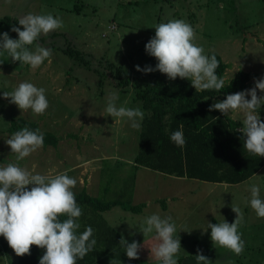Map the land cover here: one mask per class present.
Segmentation results:
<instances>
[{
  "label": "rangeland",
  "instance_id": "rangeland-1",
  "mask_svg": "<svg viewBox=\"0 0 264 264\" xmlns=\"http://www.w3.org/2000/svg\"><path fill=\"white\" fill-rule=\"evenodd\" d=\"M25 13H50L63 21V27L47 39L41 34L37 42L50 47L52 55L35 70L12 62L7 52L0 50V166L18 163L33 174L43 175L67 172L77 180L74 193L85 187L105 200L124 197L134 204L147 203L142 213L122 206L101 213L99 222L112 226L128 243L135 240L143 244L140 226L147 216L159 214L172 217L184 251L199 243L212 264H264V218H258L251 208L249 192L250 185L256 184L264 199V179L216 184L136 166L142 122L135 130L126 119L115 123L105 111L108 97L117 93L118 107L140 108L145 115L137 90L160 72L144 74L135 66L155 67L158 62L146 53L145 45L154 37L157 24L172 19H183L194 28L195 43L205 49L206 55L210 51L221 54L229 64L225 83L239 69L255 72L256 79L264 78V0H0V18L16 19ZM13 26L19 27L11 22L0 27V34L7 32L10 38L18 39L11 31ZM30 48L34 50L35 44ZM68 48L80 50L84 59L68 52ZM119 68L129 76L128 86L120 82ZM21 82L46 90L49 107L43 115L31 110L21 113L3 98V92H12ZM257 94L264 95L259 90ZM263 107L258 113L264 112ZM18 117L37 121L43 131L55 133L60 138L58 145H43L23 161H16L5 140L13 135L8 131L10 121ZM237 119L242 121L243 116L238 114ZM134 173V184L128 185ZM161 200L166 201L168 209H163ZM231 206L239 207L244 217L238 231L245 247L239 255L215 248L211 229H207L208 222H234L236 214ZM153 235L145 237L147 247L152 246ZM32 247L31 255H26L31 262ZM147 247L139 253L140 264H158L149 259ZM122 250L123 246L117 248V255L111 252L94 262L124 264L118 257ZM8 253L9 259L0 252V264H19L11 248Z\"/></svg>",
  "mask_w": 264,
  "mask_h": 264
},
{
  "label": "clouds",
  "instance_id": "clouds-1",
  "mask_svg": "<svg viewBox=\"0 0 264 264\" xmlns=\"http://www.w3.org/2000/svg\"><path fill=\"white\" fill-rule=\"evenodd\" d=\"M16 19L19 27L13 26L11 31L17 34L18 39L10 38L7 32L0 34V50L7 52L12 62L19 61L35 70L45 60H50L52 55L50 47L37 42L41 34L47 39L51 33L63 27V21L50 13H25ZM154 29L155 35L146 43L145 51L158 63L154 68L136 65V71L144 74L159 71L170 81L179 77L190 81L196 91H220L224 88L225 80L216 71L220 66L219 60L214 52L208 56L205 49L195 43L196 33L189 23L183 19H172L157 24ZM34 44L33 50L30 46ZM257 90L264 93V78L256 79L251 89L226 95L222 101L210 105L208 110L219 111L226 117L241 114L242 127L238 130L244 137L243 147L254 156L264 157V121L257 111L264 105V95L258 96ZM45 93L43 87L21 82L12 92H3V98L15 104L21 113L31 110L35 115H43L49 107ZM118 99L117 93L108 97L105 108L107 116H111L115 123L126 119L131 128L139 130L144 113L140 108L118 107ZM124 103L127 104V101ZM182 128L183 125L181 130L170 136L171 141L179 147L185 145ZM5 143L19 162L43 147L44 135L39 129L24 127ZM76 184L77 180L67 172L43 175L33 174L18 163L0 166V237L7 241L17 257L31 255V247L36 246L44 250L39 264H77L78 258L82 260L95 250L97 241L91 238L92 227H87L82 233L77 231L82 209L73 191ZM28 186H31L30 190ZM249 192L251 208L258 218H264V199L260 197V187L251 184ZM231 209L236 214L234 222H208L207 229H211L210 240L215 248L239 255L245 247L242 234L238 231L244 217L239 207L231 206ZM139 231L144 236L143 244L135 240L128 243L123 235L118 242L130 260L140 258L139 253L147 247L145 237L154 233L153 244L147 247L150 249L149 259H154L158 264H178L181 241L177 238V227L171 216L162 218L159 214H151L145 218ZM195 259L197 264H212L199 251Z\"/></svg>",
  "mask_w": 264,
  "mask_h": 264
},
{
  "label": "trees",
  "instance_id": "trees-1",
  "mask_svg": "<svg viewBox=\"0 0 264 264\" xmlns=\"http://www.w3.org/2000/svg\"><path fill=\"white\" fill-rule=\"evenodd\" d=\"M11 22L18 23V20L11 16L1 17L0 27ZM67 50L71 54L75 53L74 56H81L84 59L80 50L74 51L70 48ZM213 52L220 62L216 70L217 75L224 79L229 64L217 51H210L208 56H211ZM117 75L124 86L130 84L129 76L122 73L120 68ZM256 75L255 72L239 69L220 91H196L190 81L179 77L170 81L162 73L150 76L146 87L141 86L137 90V98L142 101L146 113L142 121L139 152L135 159L136 166L148 167L177 177L213 183L239 184L248 180L264 166V157L254 156L243 147L244 137L238 130L242 127V123L230 116H224L219 111L210 112L208 109L214 100H223L228 94L244 91ZM260 114L261 120L264 121L262 110ZM217 117L219 119H216ZM181 125H183L185 139L183 147L177 146L170 139L173 132L181 130ZM24 127L30 130L39 129L44 135V145L57 146L59 143L60 138L55 133L43 131L39 122L24 117L13 118L8 131L14 134ZM134 181L135 173L127 180L128 185L134 184ZM105 191H109V188ZM75 198L82 209V215L78 219L80 224L78 233H82L91 226L93 229L91 238L97 241L95 245L97 249L89 252L82 260L78 258L77 264H96L94 261L97 257H104L111 252L117 255L119 252L117 248H121L118 243L121 235L118 231L107 223L99 222L102 212L115 206H122L127 211L142 213L147 205L145 202L134 204L132 200L124 197L105 200L103 196L90 194L85 187L75 193ZM161 203L166 210V201L161 200ZM3 242L0 252H4L9 259L10 247L5 239ZM32 248L34 260L31 262L25 255L18 257L19 264L39 263V257L43 255L44 250L36 246ZM118 257L124 260V264H140L139 259L130 260L125 250H122Z\"/></svg>",
  "mask_w": 264,
  "mask_h": 264
},
{
  "label": "crops",
  "instance_id": "crops-1",
  "mask_svg": "<svg viewBox=\"0 0 264 264\" xmlns=\"http://www.w3.org/2000/svg\"><path fill=\"white\" fill-rule=\"evenodd\" d=\"M255 79H256V76L251 80L249 86H248L246 89H251L252 87H254ZM246 89H245V90H246ZM248 98L250 99V97H248ZM218 100H221V99H216V100H214V101H213V104L216 103V102H218ZM263 109H264V107H263ZM229 116H230L231 118H233L234 120H236V121L242 123L241 120L237 119L238 114H235V113H234V114H230ZM140 167H144V166H140ZM149 169H150V168H149ZM158 172H159V171H158ZM161 174H162V172H161ZM163 174H165V173H163ZM172 176H173V175H172ZM176 177H177V176H176ZM257 177H259L258 180H262V179H264V166H263L258 172H256L253 176H251L248 180H246V181H244V182L252 181V180H254V179L257 178ZM244 182H242V183H244ZM261 182H264V180L261 181ZM261 182H259V183H261ZM216 184H227V183H216ZM239 184H241V183H239ZM229 185H234V184H229ZM235 185H236V184H235ZM95 196H96V195H95ZM168 208H169V206H167V209H168ZM254 235H257V234H253V236H254ZM182 240H183V239H182ZM182 242H183V244L185 245V240L182 241ZM182 247H183V246H181L180 252H179V254H178V259H179L178 264H197L196 259H195V255L197 254L198 251L201 252V253L204 251V249L201 248V246L199 245V243H195V245L191 246V250H188V251H184ZM213 249H214V248L212 247V250H213ZM213 253H214V252H213Z\"/></svg>",
  "mask_w": 264,
  "mask_h": 264
},
{
  "label": "built area",
  "instance_id": "built-area-1",
  "mask_svg": "<svg viewBox=\"0 0 264 264\" xmlns=\"http://www.w3.org/2000/svg\"><path fill=\"white\" fill-rule=\"evenodd\" d=\"M3 240H4V238H3V237H0V248H2V247H3V245H4V242H3Z\"/></svg>",
  "mask_w": 264,
  "mask_h": 264
}]
</instances>
